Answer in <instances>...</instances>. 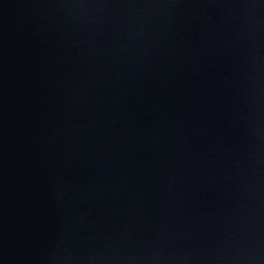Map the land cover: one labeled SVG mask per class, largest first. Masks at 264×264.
<instances>
[{"label": "water", "instance_id": "1", "mask_svg": "<svg viewBox=\"0 0 264 264\" xmlns=\"http://www.w3.org/2000/svg\"><path fill=\"white\" fill-rule=\"evenodd\" d=\"M0 264H264L251 0H0Z\"/></svg>", "mask_w": 264, "mask_h": 264}]
</instances>
